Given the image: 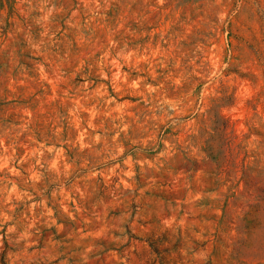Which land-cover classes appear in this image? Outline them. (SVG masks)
<instances>
[{
  "label": "rangeland",
  "instance_id": "obj_1",
  "mask_svg": "<svg viewBox=\"0 0 264 264\" xmlns=\"http://www.w3.org/2000/svg\"><path fill=\"white\" fill-rule=\"evenodd\" d=\"M0 264H264V0H0Z\"/></svg>",
  "mask_w": 264,
  "mask_h": 264
}]
</instances>
